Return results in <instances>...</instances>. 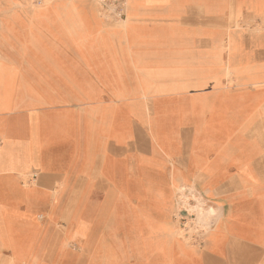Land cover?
I'll return each mask as SVG.
<instances>
[{"label": "crops", "instance_id": "1", "mask_svg": "<svg viewBox=\"0 0 264 264\" xmlns=\"http://www.w3.org/2000/svg\"><path fill=\"white\" fill-rule=\"evenodd\" d=\"M23 26L0 30V264L48 262L88 186L153 196L152 264H264V146L183 162L171 141L264 139V0L47 2ZM168 106H190L169 131ZM190 191L212 219L191 246L171 223Z\"/></svg>", "mask_w": 264, "mask_h": 264}, {"label": "rangeland", "instance_id": "2", "mask_svg": "<svg viewBox=\"0 0 264 264\" xmlns=\"http://www.w3.org/2000/svg\"><path fill=\"white\" fill-rule=\"evenodd\" d=\"M72 1L98 3L101 0H0V30L6 32L23 28L26 20L32 18L33 10L42 8L47 2ZM249 23L250 20L246 24ZM232 26L239 25L233 22ZM166 109L167 114L171 115V122L162 121L160 125L169 131L174 130L178 124L175 123V118H181L176 112L188 113L190 106H168ZM203 120L205 121L202 130H208L210 123L207 117ZM260 132L264 133V125ZM176 137L178 138L171 141L179 148L177 157L183 162H188L193 153L210 152L208 156L213 158L224 148L234 153L238 149L246 148L249 143L264 146V139L248 140L235 136L222 139L207 134L195 138L191 133H179ZM261 173L264 174V171ZM120 189L121 196L111 201L105 197L106 190L103 192L88 186L86 189L82 188L80 202L68 203L66 207L63 204L60 215L53 222L54 230H57L56 249L41 257L48 262L41 260L39 264H152L149 261L153 258L159 262L165 252L160 248L157 236H152L150 231L155 221L157 206L146 200V197L152 200L153 196H145L143 202H135L127 195L125 187ZM192 192L183 195L177 193L176 201L179 205L174 207L171 215L176 238L190 246L200 244L201 237L210 229L212 220L207 214V206L203 200ZM143 194L144 192L141 195ZM183 208L188 210L189 215L180 214ZM63 212L64 216L61 215ZM46 236L47 234L43 235V239ZM66 237L73 241H65ZM76 237L81 240L82 245L71 247ZM40 239L42 240V235Z\"/></svg>", "mask_w": 264, "mask_h": 264}, {"label": "built area", "instance_id": "3", "mask_svg": "<svg viewBox=\"0 0 264 264\" xmlns=\"http://www.w3.org/2000/svg\"><path fill=\"white\" fill-rule=\"evenodd\" d=\"M101 1H104V0H101Z\"/></svg>", "mask_w": 264, "mask_h": 264}, {"label": "bare ground", "instance_id": "4", "mask_svg": "<svg viewBox=\"0 0 264 264\" xmlns=\"http://www.w3.org/2000/svg\"><path fill=\"white\" fill-rule=\"evenodd\" d=\"M259 133V132H258ZM239 190V189H238Z\"/></svg>", "mask_w": 264, "mask_h": 264}]
</instances>
